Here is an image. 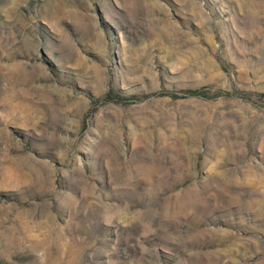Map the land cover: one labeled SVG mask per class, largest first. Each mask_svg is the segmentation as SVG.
Instances as JSON below:
<instances>
[{
  "label": "rangeland",
  "instance_id": "374dc122",
  "mask_svg": "<svg viewBox=\"0 0 264 264\" xmlns=\"http://www.w3.org/2000/svg\"><path fill=\"white\" fill-rule=\"evenodd\" d=\"M0 264H264V0H0Z\"/></svg>",
  "mask_w": 264,
  "mask_h": 264
},
{
  "label": "trees",
  "instance_id": "16d2710c",
  "mask_svg": "<svg viewBox=\"0 0 264 264\" xmlns=\"http://www.w3.org/2000/svg\"><path fill=\"white\" fill-rule=\"evenodd\" d=\"M197 91H188L187 94H196Z\"/></svg>",
  "mask_w": 264,
  "mask_h": 264
}]
</instances>
